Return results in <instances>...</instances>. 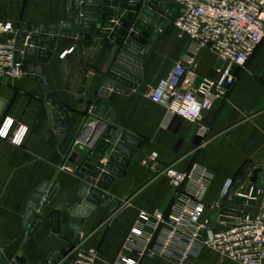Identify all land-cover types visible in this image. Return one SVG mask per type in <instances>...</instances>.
Masks as SVG:
<instances>
[{"label": "crops", "instance_id": "obj_1", "mask_svg": "<svg viewBox=\"0 0 264 264\" xmlns=\"http://www.w3.org/2000/svg\"><path fill=\"white\" fill-rule=\"evenodd\" d=\"M67 12V0H0V21H9L16 28L23 21L63 23ZM72 30L80 32L77 28ZM90 35V40L57 36L52 56L45 65L44 78L50 91L74 118L63 136L51 124L47 92L42 84L27 75L19 80L0 81V100L4 101L0 125L9 118L16 126L24 125L28 129L19 147L0 140V253L9 264H14L17 256L25 257L27 264H39L53 250L63 249L69 242L70 213L82 203L77 196L81 181L76 177L75 166L90 156L101 139L104 123L91 110L119 51L115 45L104 48L105 39ZM70 49L73 50L60 59ZM187 58L194 60L192 65L186 64L188 71L197 73L198 78H214L215 70L221 66L211 52L194 49L169 24L160 32L143 62L141 84L128 94L111 91L107 99L116 119L128 128L130 135L141 140V145L123 177L115 179L102 197L110 196L113 201L99 204L83 220L86 228L80 233V245L95 249L99 264H116L126 249L131 229L140 228V212L150 215L159 212L167 217L178 193L192 195L194 185L172 187L161 174L165 168L172 166L179 172H188L197 167L207 172L209 179L200 196L205 205L203 218L211 219L212 211L223 203L220 192L224 184L228 180L232 182V193L249 185L251 172L256 164L263 162L264 40L244 68L238 70L227 99L205 112L199 125L168 115L163 107L150 100L158 82L178 60ZM186 88L185 84L183 89ZM85 127L88 130L84 136ZM152 152L157 154L155 171L144 164ZM106 158L101 162H106ZM68 167L72 171L66 170ZM42 182H48L49 186L57 182L58 190L43 212L37 213L42 221L36 232L27 236V228L23 227L25 208L30 195ZM257 210V206L245 207L250 214ZM141 229L146 237L161 241L168 226H156L152 221L141 225ZM143 245L140 239L133 244L136 248ZM139 264L179 262L177 255L156 253L146 255ZM187 264L238 263L202 249Z\"/></svg>", "mask_w": 264, "mask_h": 264}, {"label": "built area", "instance_id": "obj_2", "mask_svg": "<svg viewBox=\"0 0 264 264\" xmlns=\"http://www.w3.org/2000/svg\"><path fill=\"white\" fill-rule=\"evenodd\" d=\"M175 3L179 11L170 24L194 49L211 52L221 66L215 70L214 78H198L197 73L186 67L193 64V58L178 60L150 93V100L163 107L168 115L199 125L205 112L227 99L238 70L244 68L264 40V0H175ZM17 32L18 28L11 22L0 21V81L19 80L26 75L21 63L15 61ZM72 50L63 52L60 59ZM185 84L187 88L183 89ZM27 131L26 126H16L14 120L6 118L0 125V140L19 147ZM156 157L152 152L144 160L154 171ZM66 170L72 171V168ZM161 174L176 189L192 183V195L178 193L167 217L159 212L152 215L140 212V228L131 229L126 249L116 264H139L146 255L156 253L177 255L179 264H187L202 249L217 252L238 264L264 261V158L262 187L250 183L232 193V182L228 180L224 184L220 192L223 203L232 198L233 202L243 205V210L237 224L217 223L212 230L211 219L203 218L205 205L200 196L209 179L207 172L197 167L179 172L170 166ZM246 206H257V213L246 212ZM152 221L156 226H168L161 241L143 234L141 225ZM137 239L143 242L142 248L133 246ZM65 260L71 264H99L97 251L80 244Z\"/></svg>", "mask_w": 264, "mask_h": 264}, {"label": "water", "instance_id": "obj_3", "mask_svg": "<svg viewBox=\"0 0 264 264\" xmlns=\"http://www.w3.org/2000/svg\"><path fill=\"white\" fill-rule=\"evenodd\" d=\"M67 9L66 22L35 24L23 21L15 36V61L21 63L29 79L42 84L47 92L50 121L61 136L74 123V118L56 100L44 78L45 65L52 56L57 36L90 40L93 33L105 39L104 48L115 45L119 51L91 110L104 123L100 131L101 139L90 156L75 166L76 177L81 181L77 196L82 203L70 213L69 242L63 249L53 250L39 264H71L65 258L80 244V233L86 228L83 220L89 218L99 204L106 205L113 201L110 196L102 197L115 179L123 177L141 140L130 135L128 128L116 119L113 106L107 99L111 91L128 94L141 84L143 62L160 32L169 26L179 11L175 0H67ZM3 106L4 101L0 100V112ZM87 130V127L83 129L84 136ZM95 130H99L97 125ZM84 136H81L82 141ZM80 149L83 151V148ZM104 157L107 158L103 163L101 160ZM262 166L263 162L256 164L249 176V181L258 187L263 186ZM57 190V182L51 186L48 182H42L30 195L23 217L27 236H32L40 226L42 218L37 213L43 212ZM242 210V204L229 198L221 208L212 211L210 229H215L217 223L237 224ZM0 264H9L1 253ZM14 264H27V260L17 256Z\"/></svg>", "mask_w": 264, "mask_h": 264}]
</instances>
